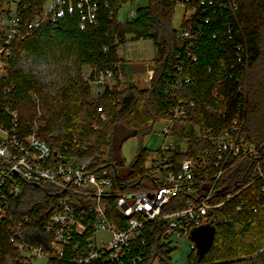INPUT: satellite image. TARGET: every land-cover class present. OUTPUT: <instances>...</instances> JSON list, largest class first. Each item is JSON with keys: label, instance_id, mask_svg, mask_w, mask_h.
I'll return each mask as SVG.
<instances>
[{"label": "trees", "instance_id": "1", "mask_svg": "<svg viewBox=\"0 0 264 264\" xmlns=\"http://www.w3.org/2000/svg\"><path fill=\"white\" fill-rule=\"evenodd\" d=\"M136 1L90 0L95 8L91 23L82 0H62L47 13L46 0H20L18 34L10 45V76H0V123H9L5 106L10 102L19 115L20 136L30 135L33 117L23 120L20 108L32 103L29 93L34 91L44 111L37 136L50 146L53 156L67 153L92 158L100 168L110 170L117 187L141 189L151 181L147 167L151 153L141 147L125 167L123 145L135 137L142 143L157 123L172 122L176 149L171 158L176 168L184 159L195 158L197 177L208 178L212 184L211 178L221 168L214 164L215 146L204 135L229 127L245 105L244 136L257 146L264 169V0H235L234 11L221 0H213L183 24L195 36L192 47L173 25L180 0H149L147 6L135 10L133 18L123 16V7ZM14 2L0 0V19L4 8ZM8 33H2L0 46H6ZM129 37L154 42L157 56L150 84L143 89L133 84L122 90L106 88L102 96L91 97L84 66L92 67L93 74L112 69L114 79L119 80L123 60L118 49ZM178 81L182 84L175 91ZM179 103L185 109L184 119H174L172 114ZM184 142L186 150L181 147ZM106 155L110 162L104 161ZM255 166L250 159L228 166L216 185L213 202L225 201L248 185ZM21 187L20 196L10 203V216L0 221V264H29L9 243L10 228L25 217L35 218L23 232L25 241L46 249L51 241L45 224L62 191L33 183ZM256 190L257 185H252L210 212V223L216 228L214 244L201 258L194 251L189 264H264V202L254 197ZM192 197L176 195L162 213L182 209ZM144 238L143 264H170L171 249L165 242L170 237L164 222L153 225V233ZM244 251H257L259 256L238 259Z\"/></svg>", "mask_w": 264, "mask_h": 264}, {"label": "built area", "instance_id": "2", "mask_svg": "<svg viewBox=\"0 0 264 264\" xmlns=\"http://www.w3.org/2000/svg\"><path fill=\"white\" fill-rule=\"evenodd\" d=\"M212 2L183 0L180 3L185 12L178 36L189 41L191 47L195 36L183 24ZM221 2L231 11L236 8L235 0ZM82 4L87 5L92 23L91 13L95 8L90 6V0H82ZM19 23L18 17L12 20L0 56L3 53L10 55V45L18 34ZM113 79L112 69L87 77L89 82L104 89L109 88ZM189 81L188 78L185 80L186 83ZM181 84L182 81H178L174 90L178 91ZM5 110L9 123H0V221L10 216V203L20 196L22 183L50 185L62 191L45 224V232L51 237L48 249L24 240L23 232L34 217H25L10 228L9 243L25 258H42L47 264H143L147 248L144 235H151L156 223L164 222L170 239L180 242L187 236L194 252L197 246L191 239V231L210 223L213 209L252 185H257L254 197L264 202V169L259 164L258 148L249 144L244 136L245 105L238 109L229 127L218 133L207 131L204 135L215 146L214 164L221 168L211 178L212 184L208 178L197 177L198 161L195 158L184 159L176 168L171 158L176 148L170 144L149 158L147 167L151 181L145 182L141 189L117 187L110 170L100 168L92 158L81 159L67 153L53 156L50 146L37 136V127L27 137H21L17 111L10 102L6 103ZM172 114L174 119H184V106L181 103L175 105ZM172 128V122L164 128V134L171 141ZM244 159L256 162L253 180L237 193L228 195L225 201L214 203L216 185L226 168L234 161L237 164ZM179 194L194 197L182 209L163 214V208Z\"/></svg>", "mask_w": 264, "mask_h": 264}, {"label": "rangeland", "instance_id": "3", "mask_svg": "<svg viewBox=\"0 0 264 264\" xmlns=\"http://www.w3.org/2000/svg\"><path fill=\"white\" fill-rule=\"evenodd\" d=\"M20 0H15L14 3H12L9 6H6L4 8V14L3 17L0 19V37L3 36V32L10 31L11 23L12 20L17 17L16 16V9H17V4ZM62 0H46L45 6H44V12L47 13L49 12L53 7L58 5ZM183 1V0H180ZM149 0H137L134 5L127 4L126 6L123 7L122 9V14L123 12H129L131 7L134 8V10H137L139 7H145L148 5ZM184 8L182 5H177L175 10H174V15H173V25L176 30L181 29V24L182 20L184 17ZM124 16V15H123ZM135 16V14H134ZM133 16V17H134ZM132 17V18H133ZM124 18V17H122ZM9 34V33H8ZM7 39V38H6ZM1 40V39H0ZM2 46H0L1 48ZM118 55L122 58L123 60V65H127L126 71L124 73V79L119 76V80L113 79L110 81V86L109 88H118L119 90L125 89L130 83L129 81H133L136 83V85L143 86L146 85V72H140L136 73L133 71L132 67H141L144 68L150 63V68L154 67L153 61L156 59L157 53L155 49L154 42L150 39H140V40H131L130 37L128 40L124 43L121 44L119 49H118ZM9 55L6 53H3L2 56H0V76H5L9 78ZM132 65V67H130ZM138 67V68H139ZM84 73V78L87 80L88 75L93 73V68L90 66H84L83 69ZM90 89H91V97H100L102 94L106 91L103 87L96 85L94 83H91L87 80ZM150 84V83H149ZM148 84V85H149ZM29 100L32 103H27L24 106H21L20 108V114L22 116L23 120H26L28 118L33 117V128L37 127L38 128V122H40L42 115L44 111L40 108V101H39V96L37 93L34 91H31L29 93ZM35 105H34V103ZM102 110V109H101ZM18 113V112H17ZM103 120H107L105 115L103 114L101 117ZM168 122L166 121H161L157 123L155 126L154 131L146 136L141 143V140L139 137L131 138L128 140L122 148V155L125 160V167H128L132 161L136 158L140 148L142 147L143 150L150 152V157H153L155 153L159 152V150L166 145L173 144L175 146V142L170 138H168L164 134V128ZM94 129H98V126L95 125ZM38 132V130H37ZM182 150H186V143L181 144ZM105 162H110V158L108 155L105 156L104 158ZM148 165V164H147ZM167 245H169L171 249V253L169 255V260L170 264H189L190 258L193 256V251L191 250L190 247V239L187 236H183L179 241H177L175 238L170 239L167 242ZM15 252L19 253L23 260L25 262H29V264H47L45 259L38 258V259H32L30 257L25 258L23 254L15 250L14 248L12 249ZM13 251H11L12 253ZM259 252H248L244 251L238 254V259H244L245 257H251L253 259L258 258ZM256 263H259L255 261ZM155 264H162L160 261H156Z\"/></svg>", "mask_w": 264, "mask_h": 264}, {"label": "water", "instance_id": "4", "mask_svg": "<svg viewBox=\"0 0 264 264\" xmlns=\"http://www.w3.org/2000/svg\"><path fill=\"white\" fill-rule=\"evenodd\" d=\"M216 228L211 223L196 227L191 231V239L197 246V257L208 253L215 241Z\"/></svg>", "mask_w": 264, "mask_h": 264}, {"label": "crops", "instance_id": "5", "mask_svg": "<svg viewBox=\"0 0 264 264\" xmlns=\"http://www.w3.org/2000/svg\"><path fill=\"white\" fill-rule=\"evenodd\" d=\"M125 14H128L129 16H130V18H132L133 16H134V14H135V10H134V8L133 7H131V9H130V11L128 12H123V14L122 15H125ZM130 67H132V65L130 66ZM139 67V66H138ZM132 67V69H133V71L134 72H136V73H140V72H143V71H145L146 72V85H143V86H139V85H136V83L135 82H133V81H129L128 80V83H130V84H133V85H135L136 87H138L139 89H143V88H145V87H147L148 86V84L150 83V81H151V77H152V68H150V63L146 66V67H144V68H141V67ZM126 68H127V65L125 66V64L123 65V63L120 65V75H121V77L124 79V73H125V71H126Z\"/></svg>", "mask_w": 264, "mask_h": 264}]
</instances>
